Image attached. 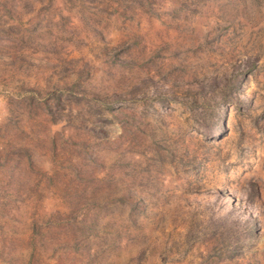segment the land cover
<instances>
[{
  "label": "rangeland",
  "instance_id": "374dc122",
  "mask_svg": "<svg viewBox=\"0 0 264 264\" xmlns=\"http://www.w3.org/2000/svg\"><path fill=\"white\" fill-rule=\"evenodd\" d=\"M0 264H264V0H0Z\"/></svg>",
  "mask_w": 264,
  "mask_h": 264
}]
</instances>
